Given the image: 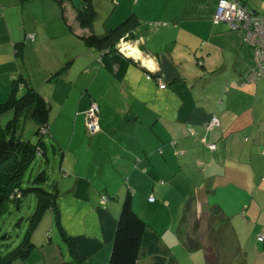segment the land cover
<instances>
[{
  "label": "crops",
  "instance_id": "crops-1",
  "mask_svg": "<svg viewBox=\"0 0 264 264\" xmlns=\"http://www.w3.org/2000/svg\"><path fill=\"white\" fill-rule=\"evenodd\" d=\"M219 2L92 0L97 35L137 20V36L111 51L83 39V0H0V103L21 79L45 98L47 138L64 156L57 204L83 264H107L129 190L163 245L185 235L192 212L200 219L218 206L230 218L232 264H264V71L244 82L253 51L244 31L215 21ZM241 2L264 15V0Z\"/></svg>",
  "mask_w": 264,
  "mask_h": 264
},
{
  "label": "trees",
  "instance_id": "trees-1",
  "mask_svg": "<svg viewBox=\"0 0 264 264\" xmlns=\"http://www.w3.org/2000/svg\"><path fill=\"white\" fill-rule=\"evenodd\" d=\"M83 3L84 8L77 11L76 21L80 27L89 29L91 32L89 36L83 38L88 46L98 50L112 51L125 36L128 39H134L133 37L137 36V27H135L137 20L132 16L103 35L95 34L93 26L98 13L92 0H83ZM15 83L7 100L0 103V221L11 211V208L15 207L20 211L21 203L29 196L35 198L36 208L31 216H23L17 222L16 226L20 229L23 228L22 226L26 227L23 236L16 246L9 243L3 244L0 251V264L26 262L37 249L39 242L43 243L45 240L49 245L52 244L53 226L56 227L67 246L69 261L62 264H83L77 253L74 239L66 234L62 224L61 212L57 204L61 192L60 181L49 183L46 172H40L34 178L25 179L38 158L47 159L49 147L45 138L50 135L48 130L50 109L45 98L25 80L21 79ZM8 114H12V118L3 126L1 120ZM26 119H30L37 126L38 141L36 143L22 138L21 133ZM51 148L53 154L59 153V148L55 144H52ZM63 158L64 156H61V163ZM26 181L29 185L25 187ZM46 185H48L47 188ZM104 197L107 198L106 195ZM104 197L101 196L102 199ZM48 212H51L49 215L53 218L50 225L52 229L45 233L46 236H39L37 232L41 230L42 221ZM206 215L212 232L216 229L218 231L227 229L231 225L230 218L226 217L218 206L212 207ZM176 234L188 251L203 250L206 254V264H208L207 258L211 255L213 259L217 253L216 244L211 237L207 242L206 250L200 239L185 240L180 230ZM217 234L220 235V233ZM8 238L9 236L4 234L2 240L6 241ZM168 248L166 244L163 245L162 236L138 215L135 210L133 192L129 190L121 207L107 264H141L142 261L144 264H176V260L169 255Z\"/></svg>",
  "mask_w": 264,
  "mask_h": 264
},
{
  "label": "rangeland",
  "instance_id": "rangeland-1",
  "mask_svg": "<svg viewBox=\"0 0 264 264\" xmlns=\"http://www.w3.org/2000/svg\"><path fill=\"white\" fill-rule=\"evenodd\" d=\"M258 1L259 3L261 0H253ZM263 1V0H262ZM252 3V2H251ZM249 5H251L249 3ZM251 7H253L251 5ZM255 9V8H253ZM259 13H264L263 11H258ZM97 21V20H96ZM95 21V22H96ZM98 24V23H97ZM96 24V25H97ZM99 26V25H97ZM9 115V116H8ZM5 117L2 118L1 124L5 126L7 122L12 118V114H8ZM37 126L30 120L26 119L24 121L23 131L21 133L23 140L30 141L32 143H36L38 141V136L36 135ZM45 142L47 143L49 149L47 154V159L45 158H38L36 162L32 165L31 169L28 172V177L26 176L25 179L28 178H34L38 173L40 172H46V175L49 178V183H54L55 181H60L61 179V156H57L53 154L51 144L48 138H45ZM56 146V144H55ZM32 173V175H31ZM31 175V177H30ZM32 180V179H31ZM27 182V181H26ZM28 182L25 183V187L28 186ZM46 188L48 185L45 186ZM64 189V188H63ZM22 209L20 211L16 210L15 207L11 208V211L5 215L2 220L0 221V251L3 248L4 243H9L11 245H18L20 243V240L23 236L25 226H22L23 228H19L16 226L17 222L21 220V218L29 217L31 216L36 208V200L34 197H27L22 203H21ZM51 212H48V215L45 216L42 221V228L40 231L37 232V234L45 235L47 231H49L51 228V216L49 215ZM196 214L192 212L190 216L187 217L186 220V228H185V235L184 239H197L202 240V244L205 249L208 248V240L210 237L212 238V241L216 242V254L215 256H212L210 254L209 258H207L208 264H232V259L234 257L232 246L228 245L226 243L230 242L231 239L227 238L225 234L227 235V232L224 230L218 231L216 229L214 232L210 231L209 229V219L207 215H202V218L197 219L195 216ZM163 214L157 218L156 221H160L163 218ZM167 220L165 219L163 221L162 226H160V231L166 228ZM53 244L49 245V243H46L44 240V243L39 242L40 244L37 245L39 250H36L33 252L32 256L28 259V264H42L43 259H47V263L55 264L56 261H59V264L64 263L65 261H69L68 252H67V246L66 243H64L60 237V235L57 232V229L55 226H53ZM211 232V233H210ZM217 233H220L217 234ZM222 233V236H221ZM4 234H7L9 238L4 241L2 240V237ZM212 234V235H211ZM46 236V235H45ZM46 239V238H45ZM167 246L169 247V255L176 260V264H206V254L203 250H193L188 251L184 246L182 240H177L175 238H163ZM220 240V241H219ZM218 241V242H217ZM224 241V242H223ZM45 244V246H41ZM49 248H53L52 252H49ZM58 254L55 255V252ZM217 258V260H216ZM210 259V260H209ZM54 262V263H52ZM153 263V262H152ZM15 264H24V262L19 261ZM141 264H144L143 261ZM151 264V263H150Z\"/></svg>",
  "mask_w": 264,
  "mask_h": 264
},
{
  "label": "built area",
  "instance_id": "built-area-1",
  "mask_svg": "<svg viewBox=\"0 0 264 264\" xmlns=\"http://www.w3.org/2000/svg\"><path fill=\"white\" fill-rule=\"evenodd\" d=\"M215 21L227 23L231 30H242L245 32V39L248 46L253 51L254 61L256 63L255 69L247 76L244 82H256L263 76L264 71V15H258L254 11L242 4L240 0H220ZM126 42L120 43L119 51L126 52ZM147 60V59H146ZM148 61V60H147ZM150 78V77H148ZM242 83V85L244 84ZM100 108L97 104H92L91 108L86 113V126L91 134H95L100 130L99 127ZM219 121L217 118H212L208 126L209 129L217 126ZM211 150L215 146L211 145ZM150 201H154L150 198ZM106 203V198L102 199ZM258 241L264 242V234L258 235Z\"/></svg>",
  "mask_w": 264,
  "mask_h": 264
},
{
  "label": "bare ground",
  "instance_id": "bare-ground-1",
  "mask_svg": "<svg viewBox=\"0 0 264 264\" xmlns=\"http://www.w3.org/2000/svg\"><path fill=\"white\" fill-rule=\"evenodd\" d=\"M131 49V48H130ZM133 49V48H132ZM133 52V51H132ZM135 56V55H134Z\"/></svg>",
  "mask_w": 264,
  "mask_h": 264
},
{
  "label": "water",
  "instance_id": "water-1",
  "mask_svg": "<svg viewBox=\"0 0 264 264\" xmlns=\"http://www.w3.org/2000/svg\"><path fill=\"white\" fill-rule=\"evenodd\" d=\"M241 1V0H240Z\"/></svg>",
  "mask_w": 264,
  "mask_h": 264
}]
</instances>
